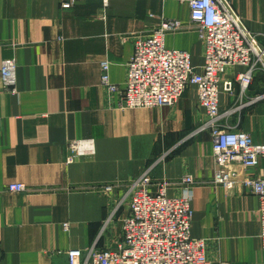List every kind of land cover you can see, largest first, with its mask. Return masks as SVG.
Wrapping results in <instances>:
<instances>
[{"label":"crops","instance_id":"obj_1","mask_svg":"<svg viewBox=\"0 0 264 264\" xmlns=\"http://www.w3.org/2000/svg\"><path fill=\"white\" fill-rule=\"evenodd\" d=\"M227 2L264 44V0ZM164 19L182 22L166 46L189 51L201 71L205 45L188 3L78 0L63 8L61 0H0V264H68L69 250L115 248L131 182L145 175L153 192L166 182L174 197L188 174L191 235L206 240L213 264H264L258 196L214 184L213 137L200 129L206 115L197 87L188 85L173 106L128 108L101 82L108 60L110 80L122 90L135 36ZM8 58L17 63L13 86L1 74ZM245 70L223 75L234 92L220 93V110H231L229 126L264 144V70L241 96L237 76ZM82 139L94 140L95 154L68 160L69 143ZM253 174L264 178V157ZM11 182L26 191H10Z\"/></svg>","mask_w":264,"mask_h":264},{"label":"built area","instance_id":"obj_2","mask_svg":"<svg viewBox=\"0 0 264 264\" xmlns=\"http://www.w3.org/2000/svg\"><path fill=\"white\" fill-rule=\"evenodd\" d=\"M77 1L61 0V6L71 8ZM178 1L189 4L191 20L204 42L202 70L196 71L189 51L166 46V35L179 30L182 22L164 19L148 35L135 36L123 89L112 84L108 60L101 64V82L111 91H119L121 105L128 108L173 106L188 85L197 87L198 101L206 115L200 129H210L213 137L214 184L240 187L258 196L259 236L264 248V178L253 174L264 157V144L255 143L249 133L229 126L225 120L231 110L221 111L219 105L222 91L234 92L233 81L223 80L229 67L246 68L237 76L241 96L251 85L254 72L259 68L264 70V44L237 22L222 0ZM246 32L251 34L252 40ZM16 70L15 59L2 62L1 74L6 85L15 84ZM69 151L68 160L95 154L94 140H73ZM236 165L242 169H236ZM182 183L183 194L169 197L166 182L153 192L145 175L133 180L129 186V213L122 219L123 234L116 247L98 248L93 244L86 250H69L68 264H213L206 254V240L191 235L194 177L185 175ZM8 188L23 192L27 186L23 182H11ZM111 189V185L105 187V190ZM68 225L64 224L66 229Z\"/></svg>","mask_w":264,"mask_h":264},{"label":"water","instance_id":"obj_3","mask_svg":"<svg viewBox=\"0 0 264 264\" xmlns=\"http://www.w3.org/2000/svg\"><path fill=\"white\" fill-rule=\"evenodd\" d=\"M222 2H223L224 5L228 8V10L231 12V14L233 15V17L237 20V22H238L242 27H244V24H243L242 21L238 18L237 14L234 12V10L232 9V7L229 5V3L227 2V0H222ZM246 35H247V37H248L250 40H252V36H251L250 33L246 32ZM254 45H255L256 49H257L259 52H261L260 49H259L258 44H257V43H254ZM263 59H264V55H263Z\"/></svg>","mask_w":264,"mask_h":264}]
</instances>
